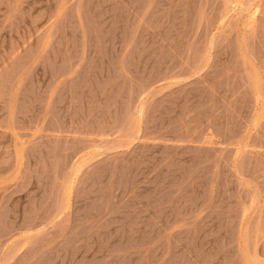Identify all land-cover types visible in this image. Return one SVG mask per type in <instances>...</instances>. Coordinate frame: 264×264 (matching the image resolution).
I'll use <instances>...</instances> for the list:
<instances>
[{
  "label": "rangeland",
  "instance_id": "obj_1",
  "mask_svg": "<svg viewBox=\"0 0 264 264\" xmlns=\"http://www.w3.org/2000/svg\"><path fill=\"white\" fill-rule=\"evenodd\" d=\"M0 264H264V0H0Z\"/></svg>",
  "mask_w": 264,
  "mask_h": 264
}]
</instances>
